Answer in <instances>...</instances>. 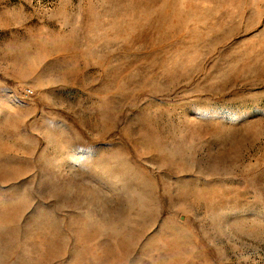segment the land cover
I'll use <instances>...</instances> for the list:
<instances>
[{
  "label": "rangeland",
  "instance_id": "374dc122",
  "mask_svg": "<svg viewBox=\"0 0 264 264\" xmlns=\"http://www.w3.org/2000/svg\"><path fill=\"white\" fill-rule=\"evenodd\" d=\"M0 264H264V0H0Z\"/></svg>",
  "mask_w": 264,
  "mask_h": 264
}]
</instances>
